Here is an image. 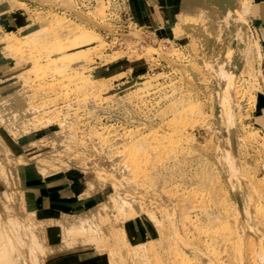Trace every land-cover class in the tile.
Returning a JSON list of instances; mask_svg holds the SVG:
<instances>
[{
    "label": "rangeland",
    "instance_id": "obj_1",
    "mask_svg": "<svg viewBox=\"0 0 264 264\" xmlns=\"http://www.w3.org/2000/svg\"><path fill=\"white\" fill-rule=\"evenodd\" d=\"M255 1L0 0V264H264Z\"/></svg>",
    "mask_w": 264,
    "mask_h": 264
},
{
    "label": "crops",
    "instance_id": "obj_2",
    "mask_svg": "<svg viewBox=\"0 0 264 264\" xmlns=\"http://www.w3.org/2000/svg\"><path fill=\"white\" fill-rule=\"evenodd\" d=\"M254 7V15L251 17V21L254 23L259 38L264 42L263 0H256ZM50 180L29 189L27 195L36 211L45 214V210L53 208L58 218H60L63 214L69 212V208L74 207L75 203L73 202L72 196L76 190L74 189L75 184L66 175L55 176ZM53 199L56 200L54 207L52 204Z\"/></svg>",
    "mask_w": 264,
    "mask_h": 264
},
{
    "label": "bare ground",
    "instance_id": "obj_3",
    "mask_svg": "<svg viewBox=\"0 0 264 264\" xmlns=\"http://www.w3.org/2000/svg\"><path fill=\"white\" fill-rule=\"evenodd\" d=\"M15 3H16V4H20V3H18V2H15ZM231 11H232V10H231ZM233 13L235 14L236 12L234 11ZM234 14H233V15H234ZM236 14H237V13H236ZM236 14H235V15H236ZM231 15H232V14H231ZM233 15H232V16H233ZM227 17H228V16H227ZM236 17H237V16H236ZM236 17H235V18H236ZM229 18H230V17H229ZM229 18H228V20H229ZM231 18H232V17H231ZM233 18H234V16H233ZM233 18H232V19H233ZM232 19H231V20H232ZM228 20H227V21H228ZM240 21H241V20H240ZM240 21H239V22H240ZM229 22H230V21H228V23H229ZM239 22H238V23H239ZM57 23H58V21H57L55 18H52V20L49 21V24L52 25V26H57ZM230 23H231V22H230ZM232 23H233V22H232ZM238 23L236 22V23H233V24L236 25V24H238ZM49 24H48V25H49ZM240 24H241V23H240ZM240 24H238L239 27H240ZM238 25H237V26H238ZM237 26H236V27H237ZM241 26H242V24H241ZM65 27H66V26H65ZM65 27H59V28H61L60 30H62V29L65 28ZM233 27H234V26H233ZM66 28H67V27H66ZM234 28H235V27H234ZM240 28H241V27H240ZM241 29H242V32H243V28H241ZM235 30L239 31L238 28H237V29L235 28L234 31H235ZM63 31H65V29H64ZM237 31H235L234 33L236 34ZM67 32H68V30H67ZM238 33H239V32H238ZM244 33H245V32H244ZM240 35H241V34H240ZM242 35H243V34H242ZM242 35H241V36H242ZM238 36H239V35H238ZM245 36H246V35H245ZM235 37H236V35H235ZM239 38H240V37H238V39H239ZM242 38H243V37H242ZM245 38H246V37H245ZM235 40H237V39H235ZM240 40H241V39H240ZM242 41H243V40H242ZM246 41H247V40H246ZM235 42H236V41H235ZM238 42H239V40H238ZM239 43H242V42H239ZM236 44H237V42H236ZM247 44H248V42H247ZM247 44H246V45H247ZM234 45H235V43H234ZM237 45H238V44H237ZM237 45H236V46H237ZM239 45H242V44H239ZM239 45H238V46H239ZM236 48L238 49V47H236ZM237 49H236V51H237ZM240 49H242V47H241ZM244 49H245V47H244ZM245 50H246V49H245ZM238 52H239V53H240V52L242 53L243 51H239V49H238V51L236 52V54H237ZM239 53H238V54H239ZM243 53H244V52H243ZM243 53H242V54H243ZM236 54H235V55H236ZM238 54H237V55H238ZM240 55H241V54H240ZM240 55H238V57H239Z\"/></svg>",
    "mask_w": 264,
    "mask_h": 264
}]
</instances>
